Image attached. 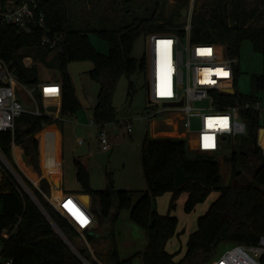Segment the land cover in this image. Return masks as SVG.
Instances as JSON below:
<instances>
[{
	"label": "trees",
	"instance_id": "trees-1",
	"mask_svg": "<svg viewBox=\"0 0 264 264\" xmlns=\"http://www.w3.org/2000/svg\"><path fill=\"white\" fill-rule=\"evenodd\" d=\"M36 1L38 12L45 14L47 32L64 33L63 49L55 52L41 44L39 30L27 33L14 25L0 24V55L11 62L21 83L34 87L42 111H25L16 118L14 131L0 130V148L57 226L80 252L93 259L78 230V226H82L80 217L73 216L58 203L62 211L77 223L75 225L46 196H51L52 187L41 175L38 133L54 120H61L80 109L81 102L69 71V63L78 59L93 62L88 73L100 85L93 108L94 118L101 125L115 121L117 108L113 96L120 78L123 75L130 77L145 68V58L138 59L133 55L135 40L155 31L185 35L188 19L183 15L190 0ZM92 33L108 41L107 53L95 47L90 38ZM190 36L192 41L222 44L224 53L231 58H238L243 41L249 40L262 54L263 68L260 73L251 75L253 91L250 94L238 90L236 94L242 100L261 98L264 103V0H195ZM52 53L56 57L58 78L62 84L59 117L46 112L37 86L41 81L38 62L51 64ZM28 55L34 59L30 65L24 62ZM234 71L237 86L238 62ZM129 85L132 94V80ZM240 115L246 121L247 131L228 157L231 161L230 183L224 181L217 156L201 151L189 156L190 148L182 137L145 135L141 159L147 187L134 202L130 189L116 187L110 174L106 187H93L86 165L76 158V176L81 190L90 195L91 209L98 218L95 226L83 229L95 255L106 264H125L131 260V257L121 258L114 231V221L125 206L131 207L133 218L147 233L148 243L142 252V264H209L217 257L221 245L227 248L234 244H258L264 236V146L258 141L264 117L254 108H242ZM41 136L48 147L45 162L51 165L54 150L50 129ZM21 152L29 159L28 164L24 163ZM4 169L0 180V234L5 227L16 229L5 239L2 255L12 258V264H85L13 173ZM33 179H38V185ZM213 190L218 192L217 196L199 215L197 228L189 234L184 254L177 259L176 252L166 247L178 225V216L171 209L182 191L187 194L185 209L190 211ZM165 191H172V197L167 213H161L154 199ZM103 227L106 231L100 232ZM106 232L108 235L104 236ZM260 258L264 264V253Z\"/></svg>",
	"mask_w": 264,
	"mask_h": 264
},
{
	"label": "rangeland",
	"instance_id": "rangeland-1",
	"mask_svg": "<svg viewBox=\"0 0 264 264\" xmlns=\"http://www.w3.org/2000/svg\"><path fill=\"white\" fill-rule=\"evenodd\" d=\"M184 12V18L189 20L190 6L184 8ZM90 38L99 51L104 53L108 52L109 43L106 39L94 33L90 34ZM148 40V34L140 35L135 40L133 55L136 58L141 59L148 53ZM184 40L186 41V38ZM219 45L223 48L222 44ZM50 58L52 62L49 65H44L41 61L38 62L41 79L49 78L56 80L57 78L58 68L56 66L55 54L52 53ZM27 62L29 64L33 63V57L29 58ZM237 62L240 66V72L236 88L243 94H250L253 91L251 87V75L253 73H260L263 68L262 54L253 48L249 40H245L242 43ZM92 67L93 62L89 59H78L69 63V71L73 78L76 93L84 103V107L79 110L80 113L83 112L79 118L81 123L75 130H73V125L69 120H64V122L63 120H54L51 123L53 125V128L50 129L52 141L55 137L54 132L58 131V127L64 132L62 138V153L57 152L51 165L41 164V175L49 180L52 187L51 196L58 203L65 206L64 208L68 212H71L72 215H85L89 218L90 222L96 225L97 223L94 221V217L89 209L87 193L81 190V183L76 176L74 156H80V158H83V161L85 160L88 163L89 170L93 175L91 179L93 187H106L108 184V174H110L114 179L116 187L130 189L132 201L134 202L139 196V189L147 187L141 159L142 144L145 135L159 137L162 135L157 134V132H174L179 130L173 124L174 120H177L178 117L172 115L173 113L169 115L167 111H162L163 102H149V82L147 74L143 70H138L131 74L130 77L123 75L118 82L113 96V103L117 108V118L115 121L108 122L106 126L113 146L108 151L102 150L99 146L96 126L88 124L89 116H93L94 112L91 105L95 103L100 88L99 83L88 73V70ZM131 80L134 84L132 94L129 92V83ZM17 92L26 108L32 109V105L40 103L37 97H35V94L32 97L25 88L21 89V93H19L20 91L18 89ZM45 103L46 100L43 99V104L46 105ZM156 110L159 112L153 115L152 118H146V114H150ZM127 120L132 122V130L130 132L127 129ZM171 120L173 122H169ZM115 128L121 130L120 134L114 133ZM198 128L199 119L197 116H193L192 127L188 134L194 138ZM154 133H156L155 136H153ZM242 135L240 134L234 139L233 146L225 148L217 156L220 160L225 183H230L231 181V161L228 157L236 148V144ZM80 138H82V142L79 141ZM258 141L260 145H264V120H262V126L259 130ZM196 153L197 151L191 148L188 149L189 156H194ZM21 156L24 163L28 164L29 159L23 152H21ZM6 163L0 157V180L4 176V168H8L15 177L19 174L9 160L8 165ZM43 170L47 174L46 176L43 174ZM62 170L64 179L62 178ZM34 173L38 179L41 178L36 169H34ZM20 180L23 184H21L22 188L28 194V191L32 192L37 198L26 181L23 178ZM217 193L216 190H213L204 201L198 203L190 211L185 209V201L187 199L186 191H182L177 198L175 207L171 209V212L178 216L177 232L166 245L169 251L176 252L175 256L177 259L184 254L189 234L197 228L199 215L207 210L210 203L217 196ZM46 196L48 199L51 197L49 195ZM171 197L172 191H165L155 197L154 204L161 213H167L169 210ZM37 201L43 207L47 216L52 220V217L38 198ZM52 222L72 251L76 253V250H78L76 245L68 239L53 220ZM105 231L106 227H103L100 232ZM114 231L121 258L131 257V260L125 264H142V252L147 246L148 238L145 228L133 218L131 207L125 206L120 210L117 219L114 221ZM103 235L107 236L108 233L106 232ZM103 244H106L105 241H103ZM225 248V245H221L217 256H220Z\"/></svg>",
	"mask_w": 264,
	"mask_h": 264
},
{
	"label": "built area",
	"instance_id": "built-area-1",
	"mask_svg": "<svg viewBox=\"0 0 264 264\" xmlns=\"http://www.w3.org/2000/svg\"><path fill=\"white\" fill-rule=\"evenodd\" d=\"M195 0H190V18L186 24V33L181 35L174 32H150L147 44L148 53L144 56L145 68L149 82V99L152 102H163L162 111L178 117L171 120L179 131L177 137L184 138L189 148L218 156L219 152L234 144V139L245 134L247 124L240 115L242 108H254L264 117V103L261 98L242 100L237 96L235 86L234 65L237 58L227 57L221 45L212 42L191 40V12ZM36 0H5L0 2V24L14 25L27 33L39 32V41L53 51H61L65 40L64 33H49L46 17L37 10ZM186 38V41L184 40ZM163 63L160 64V57ZM32 58L26 56L24 62ZM43 98H61L62 84L57 80H47L39 83ZM25 88L33 97L34 87L21 83L11 67V62L0 55V130L14 131L16 118L25 111L41 113L37 104L34 108H26L17 92ZM234 91L230 92L229 89ZM235 100L232 101V99ZM166 102V104H164ZM59 107V102H54ZM47 112L53 113L45 105ZM158 110L146 114L150 119ZM168 115V116H169ZM199 119V128L195 137L188 132L192 127V117ZM55 117H59L56 115ZM89 122L98 128V138L101 148L110 150L112 141L105 125H101L92 116ZM127 129L132 130V122L127 120ZM182 129V130H181ZM81 142L82 139L80 138ZM230 141L231 145H224ZM0 157L8 165V159L0 148ZM20 174L16 178L21 182ZM33 181L37 184L35 179ZM24 182V180H23ZM22 184V183H21ZM26 184V183H25ZM23 185V184H22ZM51 202L65 215L58 202L50 197ZM66 216V215H65ZM85 226L89 221L81 214H77ZM68 218V217H67ZM69 219V218H68ZM70 220V219H69ZM72 222V221H71ZM74 222V221H73ZM77 224L76 222H74ZM87 227V226H85ZM15 227H5L0 234V264H12V258H6L1 250L5 239L14 231ZM83 235L93 259L76 250V255L85 264H106L94 253L83 230ZM264 253V236L255 245L234 244L215 257L209 264H263L261 255Z\"/></svg>",
	"mask_w": 264,
	"mask_h": 264
},
{
	"label": "crops",
	"instance_id": "crops-1",
	"mask_svg": "<svg viewBox=\"0 0 264 264\" xmlns=\"http://www.w3.org/2000/svg\"><path fill=\"white\" fill-rule=\"evenodd\" d=\"M47 80H51V79H49V78H43V79H41V81H40V83L41 82H43V81H47ZM56 80L57 81H59V78H58V75H57V78H56ZM38 86V88H39V90H40V92H41V85H37ZM34 94V93H33ZM43 99H45L46 100V106L48 107L49 105H54L53 103L54 102H59V107L57 108V110H55L52 114L54 115V116H56V115H60L61 113H60V110H61V98H59V99H57V98H43ZM96 101H97V99H96ZM96 101H95V103H93L92 105H91V107H92V109L94 108V106H95V104H96ZM80 102H81V107H80V109L81 108H83L84 107V103L80 100ZM25 105V104H24ZM37 105V103L36 104H34V105H32L31 107L32 108H34L35 106ZM28 107V106H27ZM86 108H88V107H86ZM30 109V108H29ZM79 109V110H80ZM79 110L78 111H76V112H74V113H70V114H68V115H66V116H64L63 117V119H61V120H63V122H64V120H69L71 123H72V125H73V130H75L76 128H77V126L81 123V121L79 120V118H80V116L82 115V113L83 112H79ZM47 112V111H46ZM49 113H51V112H49ZM68 116V117H67ZM92 116H89V120H90V118H91ZM89 120H88V124H90V125H92V126H95V125H93V124H91L90 122H89ZM106 126H107V124H106ZM52 129L53 128V125L50 123L49 125H47L44 129H42L39 133H38V138H39V140H40V164H47L48 165V163L47 162H45V151L48 149V147L46 146V145H44V140H43V138H42V136H41V134L46 130V129ZM97 128V127H96ZM97 130H98V128H97ZM120 129H118V128H115V131H114V133L115 134H120ZM51 133V132H50ZM55 133V137H54V140L52 141V145H51V147H52V149L54 150V155H51V160H52V162H53V160H54V157L56 156V154H57V152H61L62 153V138H63V135H64V132H62L61 130H60V128L58 127V131H56V132H54ZM157 134H161L162 136H173V137H177V132L176 131H174V132H157ZM156 135V133H154L153 134V136H155ZM98 137V136H97ZM82 139V138H81ZM82 142V141H81ZM98 142H99V146H100V148H101V145H100V141H99V138H98ZM80 143V142H79ZM46 148H45V147ZM112 146H113V144H112ZM264 146V145H263ZM102 150H104L103 148H101ZM108 151V150H107ZM91 155V154H90ZM89 155V156H90ZM76 158H79L80 160H82L83 158H80V156H74V163H75V159ZM83 161V160H82ZM85 162V160L83 161V163ZM87 162H88V160H87ZM85 165H86V167H87V169H88V171H89V174H90V181H91V179L93 178V175H92V173L90 172V170H89V165H88V163H84ZM75 165V164H74ZM75 168H76V165H75ZM76 171V170H75ZM43 174L46 176L47 174L44 172V170H43ZM63 176H64V174H63V170H62V178H63ZM64 179V178H63ZM37 183H38V180H35ZM63 184V183H62ZM92 185V184H91ZM96 188V187H95ZM146 188V187H145ZM145 188H141V189H139L140 190V193H139V196L141 195V193H142V191L145 189ZM57 189H59V188H57ZM138 196V195H137ZM139 196H138V198H139ZM51 198L52 199H54L52 196H51ZM88 198V197H87ZM137 198V199H138ZM136 199V200H137ZM55 200V199H54ZM88 205H89V209H90V211H91V213H92V215H93V217H94V221L97 223L98 222V218H97V215L92 211V209H91V202H90V197L88 198ZM65 207V206H64ZM74 212V211H73ZM65 213V212H64ZM71 213V212H70ZM74 214H76V212H74ZM66 215V214H65ZM82 215V214H81ZM73 216H75V215H73ZM83 217L82 218H85V219H87L89 222L85 225V226H87V227H91V226H95L94 224H93V222H90V220H89V218H87L85 215H82ZM66 217H68L67 215H66ZM69 218V217H68ZM70 219V218H69ZM72 222H73V220L72 219H70ZM74 223V222H73ZM75 224V223H74ZM76 225V224H75ZM85 226H81V227H79L78 226V229H80V230H83L84 228H86Z\"/></svg>",
	"mask_w": 264,
	"mask_h": 264
},
{
	"label": "water",
	"instance_id": "water-1",
	"mask_svg": "<svg viewBox=\"0 0 264 264\" xmlns=\"http://www.w3.org/2000/svg\"><path fill=\"white\" fill-rule=\"evenodd\" d=\"M229 91H230V92H233L234 89H233V88H230ZM149 102H152V100L149 99ZM164 104H166V102H164ZM48 108H49L50 110L55 111V110H57L58 106H57L56 104H54V105H49ZM224 145H226V146H230L231 143H230V141H227V142H225ZM244 152H246V150H244ZM20 184H21V182H20ZM27 191H28V190H27ZM28 192H29V194L31 195V197L36 201V203L40 206V203H38L37 198L34 196V194H32V192H30V191H28ZM86 195H87L88 198L90 197L89 194H86ZM40 208L43 209V207H41V206H40ZM96 209H97V211H100V208H99L98 206L96 207ZM43 211L45 212L44 209H43ZM45 213H46V212H45Z\"/></svg>",
	"mask_w": 264,
	"mask_h": 264
},
{
	"label": "bare ground",
	"instance_id": "bare-ground-1",
	"mask_svg": "<svg viewBox=\"0 0 264 264\" xmlns=\"http://www.w3.org/2000/svg\"><path fill=\"white\" fill-rule=\"evenodd\" d=\"M163 61H164L163 56H161V57H160V64H162ZM223 264H225V262H223Z\"/></svg>",
	"mask_w": 264,
	"mask_h": 264
}]
</instances>
